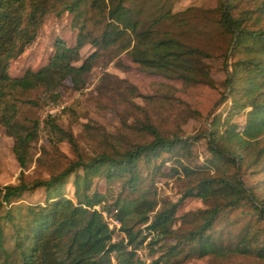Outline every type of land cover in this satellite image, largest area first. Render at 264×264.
I'll return each instance as SVG.
<instances>
[{
  "label": "trees",
  "instance_id": "obj_1",
  "mask_svg": "<svg viewBox=\"0 0 264 264\" xmlns=\"http://www.w3.org/2000/svg\"><path fill=\"white\" fill-rule=\"evenodd\" d=\"M46 2L0 0V125L13 140L12 152L21 169L30 160L39 123L18 121L17 104L24 101L16 93L43 87L44 95H56L53 93L67 78L74 89H80L100 51L125 53L148 74L215 87L210 67L202 61L211 54L158 30V20L146 24L140 10L128 4L130 0H91L90 6L104 14L103 24L94 23L101 25L97 34L86 28V9L80 11L87 0L63 3V10L75 20L74 46L57 42L45 66L20 77L10 76L9 62L34 41L49 11ZM241 3H219L218 24L228 35L226 54L234 57L219 99L220 103L228 100V106L225 116L213 117L199 137H164L151 125H143L152 137L150 141L86 157L78 152L72 134L62 130L52 117L45 119L51 143H68L75 159L46 178L27 181L21 174L15 184L0 186V264H168L184 250L182 259L242 254L264 261V231L260 227L264 224V196L246 185L241 175L244 169L264 176V20L255 29L247 26L252 14L264 18V0L252 10L241 9ZM86 44L94 50L81 60L79 51ZM239 113L244 115L241 124L232 120ZM200 137L206 142L209 157L199 166L186 165L183 160L190 158L193 141ZM162 154L171 161L169 173L164 171L165 160H158ZM167 174L192 183L175 203L158 206L150 186L155 175ZM97 178L119 181L129 195L112 204L124 239L113 241L112 231L95 208L104 210L106 200L95 187ZM68 184L70 195L65 193ZM37 189L43 191L42 201L13 204L14 199ZM187 197L198 198L205 208L196 212V225L179 232L176 209ZM245 204L250 209L246 222L236 241L226 245L227 237L224 229H217V221ZM139 248L161 253L146 263L136 255Z\"/></svg>",
  "mask_w": 264,
  "mask_h": 264
},
{
  "label": "rangeland",
  "instance_id": "obj_2",
  "mask_svg": "<svg viewBox=\"0 0 264 264\" xmlns=\"http://www.w3.org/2000/svg\"><path fill=\"white\" fill-rule=\"evenodd\" d=\"M69 1L71 0H47L49 11L42 18L34 41L22 54L9 62L10 76L20 77L26 71H36L45 66L57 42L66 47L74 46L77 34L75 20L73 14L63 10V3ZM259 1L261 0H242L241 9L252 10ZM219 3L220 0H130L128 3L140 10V18L146 24L158 20V30L167 31L184 43L210 53L211 58L202 61L210 67L215 87L201 83L185 84L177 79L148 74L131 62L125 53H115V50L100 51L82 88L74 89L67 78L53 93L56 95H44L43 87L22 95L16 93L24 101L17 104L18 121L27 124L38 122V137L31 144L29 162L21 169L12 152L13 140L0 125V186L15 184L21 174L27 181L46 178L75 159L74 149L68 143H51L44 126L48 116L62 130L72 134L78 152L86 157L110 148L124 149L150 141L152 137L142 129L143 125H151L164 137L176 134L189 138L203 134L213 117L220 115L223 118L228 100L220 103L219 99L224 94L223 80L226 72L230 71L229 64L234 57L226 54L228 35L218 24ZM90 4L91 0H87L86 6L81 5L80 11L83 13L86 9L87 15H82L89 19L86 28L97 34L101 25L94 23L103 24L104 14ZM263 20L260 15L252 14L247 26L255 29L262 25ZM93 50L86 44L79 51L81 60ZM225 63L227 67L224 66ZM232 120L241 124L244 120L243 113L235 115ZM207 157L209 154L206 142L200 137L193 141L190 158L183 162L199 166ZM162 159L165 160L164 171L169 173L171 161L166 160L164 154L158 160ZM241 175L246 185L257 188L256 193L264 196L263 174L241 169ZM154 177L150 190L155 192L158 206L161 203H175L184 189L192 183L169 174ZM94 182L96 189L106 197L104 210L95 207L101 212H112L115 199L129 197L119 181L105 182L97 178ZM71 191L72 187L68 184L65 193L70 195ZM42 199L43 191L37 189L14 199L13 204L38 203ZM204 208L198 198L183 199L176 209L178 231L183 232L196 225V212ZM249 211V206L245 204L221 215L217 221V229H224V237H227L224 244L236 241ZM260 227L264 231V224ZM112 239H124V234L113 233ZM160 253L158 250L150 254L146 248L136 251V255L146 263L156 259ZM185 253L184 250L176 258L178 264H264L263 260L252 255L209 254L201 258L190 255L182 259ZM176 260H170L168 264H174Z\"/></svg>",
  "mask_w": 264,
  "mask_h": 264
},
{
  "label": "built area",
  "instance_id": "obj_3",
  "mask_svg": "<svg viewBox=\"0 0 264 264\" xmlns=\"http://www.w3.org/2000/svg\"><path fill=\"white\" fill-rule=\"evenodd\" d=\"M115 213H116V210H113L112 212H108V213L101 212L103 220L106 223V225L108 226V229L110 231H112V234L116 233V232H121L120 231V222L116 219Z\"/></svg>",
  "mask_w": 264,
  "mask_h": 264
}]
</instances>
